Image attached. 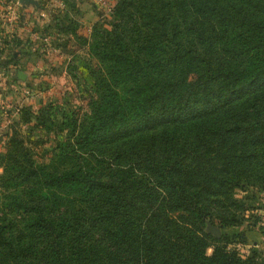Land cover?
Masks as SVG:
<instances>
[{
    "label": "trees",
    "instance_id": "16d2710c",
    "mask_svg": "<svg viewBox=\"0 0 264 264\" xmlns=\"http://www.w3.org/2000/svg\"><path fill=\"white\" fill-rule=\"evenodd\" d=\"M112 13L90 30L100 74L74 161L0 155L1 186L37 197L3 195L18 216L0 220V264H254L203 226L235 221L242 181L264 184V0H116ZM145 131L151 148L92 173V147Z\"/></svg>",
    "mask_w": 264,
    "mask_h": 264
},
{
    "label": "rangeland",
    "instance_id": "374dc122",
    "mask_svg": "<svg viewBox=\"0 0 264 264\" xmlns=\"http://www.w3.org/2000/svg\"><path fill=\"white\" fill-rule=\"evenodd\" d=\"M36 1L37 5L0 0V155L10 152L21 160L26 153L33 163L60 170L74 161L68 154L90 114L100 65L89 47L90 31L85 35L83 26L68 16V1ZM114 3L107 7L109 2H103L105 9L94 10L97 20L92 26L102 29L103 21L109 29ZM148 132L92 147L88 161L92 173L103 175L124 167L145 143L151 148ZM4 162L0 156V174ZM138 171L150 170L141 164ZM1 183L0 179V220L6 223L18 215L3 214V204L9 201V195H3L12 192L22 202L37 197L29 186L8 190ZM233 192L239 199L232 208L235 221L221 226L213 219L203 229L215 237L226 235L228 248L241 256L252 253L254 264H264V184L242 181ZM211 250L212 246L205 247L206 254Z\"/></svg>",
    "mask_w": 264,
    "mask_h": 264
},
{
    "label": "crops",
    "instance_id": "0c3cea01",
    "mask_svg": "<svg viewBox=\"0 0 264 264\" xmlns=\"http://www.w3.org/2000/svg\"><path fill=\"white\" fill-rule=\"evenodd\" d=\"M67 1L70 4L69 8H66L68 9L67 10L68 16H72L73 18L76 19V21L80 25L83 26L84 28L83 31H85V35L88 34V32L91 29L92 24L97 20V14H95L94 10L95 9H105L103 7L105 6V4H103L102 2H109L110 6L112 2H114V0H67ZM100 23H101L100 26L102 28L108 26L103 21Z\"/></svg>",
    "mask_w": 264,
    "mask_h": 264
},
{
    "label": "water",
    "instance_id": "95a60500",
    "mask_svg": "<svg viewBox=\"0 0 264 264\" xmlns=\"http://www.w3.org/2000/svg\"><path fill=\"white\" fill-rule=\"evenodd\" d=\"M19 3H31L33 5H37L36 0H17ZM20 71H17V76L22 78V76L20 75Z\"/></svg>",
    "mask_w": 264,
    "mask_h": 264
},
{
    "label": "built area",
    "instance_id": "2783aa9c",
    "mask_svg": "<svg viewBox=\"0 0 264 264\" xmlns=\"http://www.w3.org/2000/svg\"><path fill=\"white\" fill-rule=\"evenodd\" d=\"M103 3V2H102ZM107 7H110V5L106 4Z\"/></svg>",
    "mask_w": 264,
    "mask_h": 264
}]
</instances>
